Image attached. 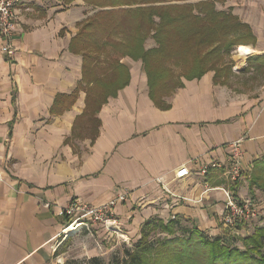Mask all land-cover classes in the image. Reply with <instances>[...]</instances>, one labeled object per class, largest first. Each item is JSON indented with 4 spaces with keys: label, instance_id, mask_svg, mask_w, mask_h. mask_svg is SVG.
Wrapping results in <instances>:
<instances>
[{
    "label": "crops",
    "instance_id": "0c3cea01",
    "mask_svg": "<svg viewBox=\"0 0 264 264\" xmlns=\"http://www.w3.org/2000/svg\"><path fill=\"white\" fill-rule=\"evenodd\" d=\"M229 7L254 39L224 61L240 46L252 51L240 56H264V0H224L217 8ZM93 12L82 0H29L12 32V55L0 51V264H61L54 250L65 223L56 210L75 198L103 203L122 187L129 195L115 210L126 237L136 238L149 219L171 217L210 236L239 232L225 229L219 217L225 204L219 188L227 186L221 173L234 141L244 176L228 188L234 199L260 204L255 226H264V191L248 185L254 162L264 159V81L258 93L244 95L214 83L208 70L182 79L162 109L149 98L141 61L124 57L129 82L96 112L94 135L83 116L84 90L53 113L57 95L71 94L81 80V55L68 46ZM144 45L155 46L151 38ZM180 165L189 176L174 181Z\"/></svg>",
    "mask_w": 264,
    "mask_h": 264
},
{
    "label": "trees",
    "instance_id": "16d2710c",
    "mask_svg": "<svg viewBox=\"0 0 264 264\" xmlns=\"http://www.w3.org/2000/svg\"><path fill=\"white\" fill-rule=\"evenodd\" d=\"M59 1L68 5L73 0ZM217 1L224 0H82L94 12L80 23L68 46L81 55L82 77L71 94L57 95L53 113L71 106L77 90H84L83 116L94 124V135L96 112L129 82L124 57L141 61L149 98L162 109L169 106L164 98L182 87V79L200 78L212 70L214 83L225 82L231 66L224 56L254 36L230 7L218 9ZM148 38L154 47L144 45ZM252 59L264 64L263 55L248 57ZM248 185L264 191V159L254 162ZM146 228L167 235L152 242ZM140 235L116 264H264V226H254L244 237L231 232L210 236L179 219H149ZM90 262L101 264L97 257Z\"/></svg>",
    "mask_w": 264,
    "mask_h": 264
},
{
    "label": "built area",
    "instance_id": "2783aa9c",
    "mask_svg": "<svg viewBox=\"0 0 264 264\" xmlns=\"http://www.w3.org/2000/svg\"><path fill=\"white\" fill-rule=\"evenodd\" d=\"M28 1L0 0V51L3 54L12 55L14 51L11 44L12 32L18 23L17 18L20 10L26 6ZM238 49L239 47L237 51ZM210 165L214 168L221 166L220 163H212ZM208 167L207 165L201 167L200 172L205 174ZM242 172L241 149L238 142L234 141L230 150L228 164L221 173L227 182V186L219 188L222 189L225 195L224 209L219 215L220 224L227 230H233L237 225H246L260 217L262 213L258 202L247 197L234 199L230 188H228V186L235 185L243 178L244 173ZM173 175L174 181L182 180L189 176V171L185 165H180L176 168ZM167 191L173 195L171 191ZM128 195L129 191L122 187L111 198L100 204L88 203L80 198L71 200L56 210L57 214L60 217L62 216L67 223L62 233H66L71 226L76 225V228L86 227L87 229L90 224H98L109 231L110 234L115 233L119 225L115 216L116 205L124 202Z\"/></svg>",
    "mask_w": 264,
    "mask_h": 264
},
{
    "label": "rangeland",
    "instance_id": "374dc122",
    "mask_svg": "<svg viewBox=\"0 0 264 264\" xmlns=\"http://www.w3.org/2000/svg\"><path fill=\"white\" fill-rule=\"evenodd\" d=\"M220 3L221 1H217L216 7H219ZM236 50L237 49L231 52V59L227 58L233 65L230 69V73L232 72V74L223 78L225 79V83L232 86L236 93H243L244 95H247V93L249 95L258 93V87L264 81V64L260 65L258 64L259 62L253 59L248 60L246 55H249L250 53L245 54V56H240ZM241 62H243V65H241ZM256 63L257 65H260L257 69L255 66ZM233 66L235 68H233ZM241 67L244 68L246 74L242 75L237 71V69ZM174 69L177 71V68ZM233 69H235L236 72H233ZM115 216L117 217L116 210ZM56 217L62 219L65 223L61 229V233L54 250L56 253L55 258L60 261L61 264H91L90 259L92 257L99 258L101 260V264H116L117 261L122 259L125 250L131 248L132 243L141 236L140 232L136 238H134L135 236L126 237L123 235V230L118 219V229L112 234L98 224H90L87 229L86 227L76 228V230L71 234H67V232L62 233V230L65 226H67V223L62 216L60 217L57 214V211ZM260 217L239 228V232L231 234L238 235V237L248 236L251 234L253 230L252 227L256 225L255 223L258 222ZM148 230L149 228H146L145 232ZM147 233L149 234V238L152 242L162 240L163 237L167 235L158 229L150 230Z\"/></svg>",
    "mask_w": 264,
    "mask_h": 264
},
{
    "label": "bare ground",
    "instance_id": "6f19581e",
    "mask_svg": "<svg viewBox=\"0 0 264 264\" xmlns=\"http://www.w3.org/2000/svg\"><path fill=\"white\" fill-rule=\"evenodd\" d=\"M238 52H239V54H244L245 52L246 53H251L252 51L247 46H240L239 49H238ZM76 227H77L76 225L75 226H71L70 228L67 229V232L69 231L70 232V233L68 232L69 234L73 233L76 230Z\"/></svg>",
    "mask_w": 264,
    "mask_h": 264
}]
</instances>
